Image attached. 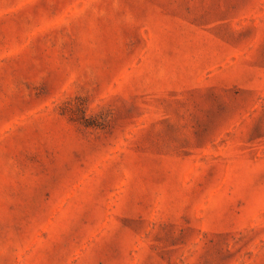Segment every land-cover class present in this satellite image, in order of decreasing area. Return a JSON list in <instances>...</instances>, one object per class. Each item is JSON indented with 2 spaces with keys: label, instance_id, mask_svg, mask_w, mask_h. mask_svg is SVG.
<instances>
[{
  "label": "rangeland",
  "instance_id": "1",
  "mask_svg": "<svg viewBox=\"0 0 264 264\" xmlns=\"http://www.w3.org/2000/svg\"><path fill=\"white\" fill-rule=\"evenodd\" d=\"M0 264H264V0H0Z\"/></svg>",
  "mask_w": 264,
  "mask_h": 264
}]
</instances>
